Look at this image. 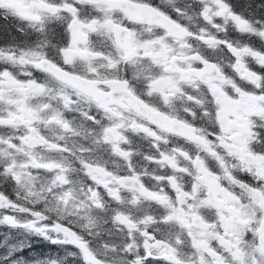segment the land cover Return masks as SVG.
Masks as SVG:
<instances>
[{"label":"snow or ice","instance_id":"snow-or-ice-1","mask_svg":"<svg viewBox=\"0 0 264 264\" xmlns=\"http://www.w3.org/2000/svg\"><path fill=\"white\" fill-rule=\"evenodd\" d=\"M240 7L0 0V264H264V0Z\"/></svg>","mask_w":264,"mask_h":264},{"label":"flooded vegetation","instance_id":"flooded-vegetation-1","mask_svg":"<svg viewBox=\"0 0 264 264\" xmlns=\"http://www.w3.org/2000/svg\"><path fill=\"white\" fill-rule=\"evenodd\" d=\"M156 2H159V0H156ZM233 2L234 3H236V4H239L241 7L238 9V10H244V5H246L248 2H249V0H233ZM259 2V0H257V3ZM6 22H8L9 24H11V25H13L12 24V22L11 21H6ZM0 24H4V20L2 19V18H0ZM1 26V25H0ZM13 27H14V25H13ZM5 30H7V29H4V28H0V38H2V36H3V32L5 31ZM9 33H10V31L9 30H7ZM11 34V33H10ZM12 34H14V32H13V30H12ZM236 38H239L238 37V34H233ZM250 42L252 43V44H254V46H256V47H261V41L258 39V38H251L250 39ZM244 179H247V177H243ZM0 230H2V231H4V229H0ZM51 250H55V251H59L60 252V254L61 255H63V252H61L59 249H58V247L57 246H55V245H52L51 246V248L49 249V251H47V254H52V253H54V252H52Z\"/></svg>","mask_w":264,"mask_h":264},{"label":"rangeland","instance_id":"rangeland-1","mask_svg":"<svg viewBox=\"0 0 264 264\" xmlns=\"http://www.w3.org/2000/svg\"><path fill=\"white\" fill-rule=\"evenodd\" d=\"M1 26H0V28L2 27V28H4V29H7V30H9L10 31V33L12 34V30H13V25H11V24H9L8 22H6L5 20H4V24H0ZM0 231H2V230H0ZM52 252H54V253H52V254H56L57 252H59V251H55V250H51Z\"/></svg>","mask_w":264,"mask_h":264},{"label":"trees","instance_id":"trees-1","mask_svg":"<svg viewBox=\"0 0 264 264\" xmlns=\"http://www.w3.org/2000/svg\"><path fill=\"white\" fill-rule=\"evenodd\" d=\"M51 246L47 245L46 242H42V243H39V244L36 245V247L38 248V250L43 251L46 254H47V251H49V249L51 248Z\"/></svg>","mask_w":264,"mask_h":264}]
</instances>
